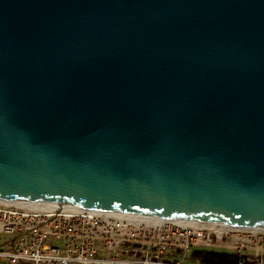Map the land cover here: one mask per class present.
Masks as SVG:
<instances>
[{"label": "water", "instance_id": "95a60500", "mask_svg": "<svg viewBox=\"0 0 264 264\" xmlns=\"http://www.w3.org/2000/svg\"><path fill=\"white\" fill-rule=\"evenodd\" d=\"M0 201L264 229V0H0Z\"/></svg>", "mask_w": 264, "mask_h": 264}, {"label": "built area", "instance_id": "2783aa9c", "mask_svg": "<svg viewBox=\"0 0 264 264\" xmlns=\"http://www.w3.org/2000/svg\"><path fill=\"white\" fill-rule=\"evenodd\" d=\"M0 235V264H264V229L59 205L0 202Z\"/></svg>", "mask_w": 264, "mask_h": 264}, {"label": "trees", "instance_id": "16d2710c", "mask_svg": "<svg viewBox=\"0 0 264 264\" xmlns=\"http://www.w3.org/2000/svg\"><path fill=\"white\" fill-rule=\"evenodd\" d=\"M221 258L226 260L227 256L226 255L221 256L219 253L212 255L210 251L207 250L193 251L188 256V259L191 261H200V262H208V263H216Z\"/></svg>", "mask_w": 264, "mask_h": 264}, {"label": "bare ground", "instance_id": "6f19581e", "mask_svg": "<svg viewBox=\"0 0 264 264\" xmlns=\"http://www.w3.org/2000/svg\"><path fill=\"white\" fill-rule=\"evenodd\" d=\"M16 203H25V202H16ZM27 204H29V203H27ZM31 205H45V206H50V205H52V204H31ZM73 208H75V207H73ZM77 209H79V208H77ZM174 221H179V222H192V221H183V220H176V219H173Z\"/></svg>", "mask_w": 264, "mask_h": 264}, {"label": "rangeland", "instance_id": "374dc122", "mask_svg": "<svg viewBox=\"0 0 264 264\" xmlns=\"http://www.w3.org/2000/svg\"><path fill=\"white\" fill-rule=\"evenodd\" d=\"M0 202H2V201H0ZM3 203H6V202H3ZM0 238L2 239V238H4V236L0 235ZM209 251H210V253H211L212 255L217 253V252H214L213 250H209Z\"/></svg>", "mask_w": 264, "mask_h": 264}]
</instances>
